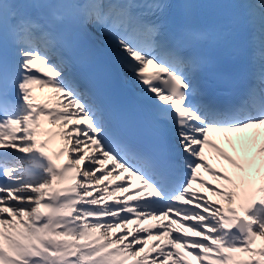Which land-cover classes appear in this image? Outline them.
<instances>
[{"label": "snow or ice", "instance_id": "1", "mask_svg": "<svg viewBox=\"0 0 264 264\" xmlns=\"http://www.w3.org/2000/svg\"><path fill=\"white\" fill-rule=\"evenodd\" d=\"M173 6L0 0V264H193L190 256L200 264H264V142L246 141L256 150L246 167L208 136L249 129L264 136V0L248 20L253 83L223 106L204 100L202 62L185 55L201 34L173 30ZM93 30L123 53L145 98L156 102L160 127L174 129L173 143L133 149L108 127L72 60ZM37 86L50 90L41 102ZM55 137L64 142L59 151L49 147ZM205 146L244 174L240 182L208 163ZM257 156L259 187L251 172ZM201 169L231 187L209 184ZM198 181L226 203L199 194ZM148 221L155 224L141 227Z\"/></svg>", "mask_w": 264, "mask_h": 264}, {"label": "bare ground", "instance_id": "2", "mask_svg": "<svg viewBox=\"0 0 264 264\" xmlns=\"http://www.w3.org/2000/svg\"><path fill=\"white\" fill-rule=\"evenodd\" d=\"M32 14L36 16L38 14L37 10H32ZM255 134H258V132H255L253 129H249L243 133H220L213 131L210 132L208 136L210 140L219 144L220 147H222L226 152L229 151L228 154L233 156L234 159H236L238 162L241 163L244 152L252 153V150L255 147L254 145H251V143H246V141H251L254 138H256V139H260L262 142V140L264 139V136H258V135L254 136ZM229 138L231 139V143H229ZM205 157L208 163H210L214 169L218 170L221 173H227L229 176H232L234 180L240 182V178L243 176V173H240L237 169H234L233 166L229 164L226 160H223V158L220 157L219 154L216 153L214 149L210 148L209 146H205ZM215 161L219 162L218 166H214L213 162ZM244 164L247 167V163ZM109 165H106V167H108ZM259 167H260V161L257 156L255 166L251 169V172L255 173V169ZM127 175H128L127 173H124L123 176H121V178L118 180V183L123 182L124 178L127 177ZM199 176L202 177L204 181H207L211 185L231 187V185H226V182L224 181L214 179L212 174L206 172L204 169L200 170ZM132 186L133 189L138 188L140 186L139 180H137L136 178H132ZM193 187L198 191L201 190L200 189L201 187H202V191H207V192L210 191L208 186H201L200 182L194 184ZM213 201H220V203L222 204L226 203L221 197L218 196H214ZM130 227L134 228L135 225H131ZM188 258L192 260L193 264H197L196 260H194L193 257L190 256Z\"/></svg>", "mask_w": 264, "mask_h": 264}, {"label": "rangeland", "instance_id": "3", "mask_svg": "<svg viewBox=\"0 0 264 264\" xmlns=\"http://www.w3.org/2000/svg\"><path fill=\"white\" fill-rule=\"evenodd\" d=\"M111 179V178H110ZM115 185H110V188L111 187H114ZM220 187H223V186H220ZM199 193V192H198ZM199 194H203V195H206L207 197H209L211 200H214V195H212V192H202V193H199ZM195 260V259H194ZM197 264H200V262L196 261Z\"/></svg>", "mask_w": 264, "mask_h": 264}]
</instances>
